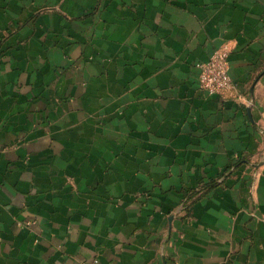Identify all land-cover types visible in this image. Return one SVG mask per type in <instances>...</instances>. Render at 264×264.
Listing matches in <instances>:
<instances>
[{
  "label": "crops",
  "instance_id": "1",
  "mask_svg": "<svg viewBox=\"0 0 264 264\" xmlns=\"http://www.w3.org/2000/svg\"><path fill=\"white\" fill-rule=\"evenodd\" d=\"M95 262L264 264V0H0V264Z\"/></svg>",
  "mask_w": 264,
  "mask_h": 264
},
{
  "label": "built area",
  "instance_id": "2",
  "mask_svg": "<svg viewBox=\"0 0 264 264\" xmlns=\"http://www.w3.org/2000/svg\"><path fill=\"white\" fill-rule=\"evenodd\" d=\"M229 58L230 51L227 47H222L207 62L197 65L199 88L209 96L226 98L233 93L235 86L230 76Z\"/></svg>",
  "mask_w": 264,
  "mask_h": 264
}]
</instances>
